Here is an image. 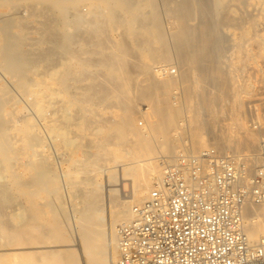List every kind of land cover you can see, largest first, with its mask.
<instances>
[{
	"label": "bare ground",
	"instance_id": "bare-ground-1",
	"mask_svg": "<svg viewBox=\"0 0 264 264\" xmlns=\"http://www.w3.org/2000/svg\"><path fill=\"white\" fill-rule=\"evenodd\" d=\"M16 1H18V3L16 2V4H18L17 6L12 1H10L14 4V7H11V10L14 11L15 9L16 12L14 14L16 15L10 18V20H3L2 26L4 21H6V25L4 29L0 30V33L5 30V33L4 31L3 34L1 33L4 37L0 36L4 39H2L3 41L0 39V57L3 55L0 59V73L4 77H6V75L10 78L14 75L16 77V74L20 73H23L22 76H24V73L27 72L28 69L29 72L31 70H36L34 74L38 71H41V62L45 61L46 58H49L48 56L55 51H53V48H56L55 45L59 47L65 46L66 44L62 43L63 45H60L64 40L58 39V41L57 37L60 35V33L57 34V31H53L56 29L59 31L60 25H63L65 30L69 31L67 33L64 31L59 32H64L67 34L66 37L69 38L66 39L72 43V46L79 44L75 38L73 39V37L81 34L80 27L87 26L89 24L88 22H91V18L92 22H94L93 20L99 19L101 16L106 15L103 18L106 20L108 19V30L110 33H119V37L112 39L110 44L105 40L104 41L106 44L99 43V41L97 43L96 40H99V35L101 36V40L107 35L105 33L103 34L104 36H102L101 33L98 35V32H102L106 27L93 28L95 31L93 34L96 35L97 33L98 37L95 41L93 40L96 42V44L92 42V46L96 48L97 51L95 49L93 50L92 47L91 50L95 51V53L97 52L98 55L99 53L102 54L101 52H104L103 55H100V64L102 65L96 66H99L101 69L104 67V69L106 68L108 71H110L107 73L112 72V75H114L113 78L111 77L114 80H111V78L110 81L108 80L111 85L115 84V86L113 85V95L116 93L117 101L115 98V100H113V98L112 100L113 102L116 101L117 104L120 103L117 108H122V112L121 109L119 110L114 108L115 111L116 109L120 111L119 113L116 112L117 114L114 112L116 114L115 116L117 117L116 119L114 116L116 120L115 124L110 125L107 128L99 126L100 128L98 127L97 135H99L100 138L98 137V139H96L92 144L83 143L84 145L82 146L81 151L84 158L79 164L81 171H78V169L75 171L70 170L69 174L67 172L60 173V178L62 179L61 183L65 185V189L68 188L66 196H69V193L72 189L71 187L73 186L70 185V180L72 179L71 177L69 178V175L72 173V171L74 175L80 174L83 170H88L87 172H90V175L92 172L93 177L91 176L90 180H92V185L95 186L97 191V193H95L94 188L92 189L94 191H92V193L94 195L96 194L95 199L93 196L94 202H92L91 206L83 210L78 209L77 206L71 207V209H69V223H67L65 226L70 233V239L66 240V238L61 235V238L64 237L63 239L66 240L64 241L62 239L61 241H64L63 243L60 241L50 243L46 242L45 244H41L40 242L38 243L42 245L40 248H45L47 251L49 250V252H52V255H60L61 253H64V258H62L64 259V261H62L64 264H113L118 256V229L122 224L134 217V206L142 203V201L147 197L155 180L159 179L161 175V165L159 158H169L174 156L177 152H179V149H181L185 143L188 145L191 153L196 154L200 151L215 149L221 153L231 154V156L235 157L238 162H244L247 166L253 167L260 162L261 155L264 151V120L259 117L258 112V122L260 123L259 130L254 127V124H249V120L244 113L245 105L248 102V100L246 102L245 99L249 98V93H254L253 88L255 87H253V84L250 82L251 78L249 79L248 77V79H246L245 77L242 80L239 78L241 73L239 76L237 73L240 71L243 73L244 70H246L245 68L247 67L246 65L243 66L244 64L250 65L252 63L254 69H256L255 67L257 65L255 66V63L253 62H257L259 60V62L262 61L264 63V0H164V4L167 6L166 12L170 14L169 15L167 13V17L169 15L172 19L171 24L169 23V25H171V31L168 30L171 34L168 36V33L165 32L166 30L163 26L162 16L159 10L160 7L158 6L159 4L157 0ZM83 2L85 4L87 3V5L89 4V7L91 6V14L89 13L90 16L86 15V17H83L84 15H79V11H75L78 10L75 9V7L82 4ZM3 3L5 4V0H3ZM13 4H10V6ZM29 5L31 8L34 5L33 7L35 8H33L34 13L31 15L28 13L30 8ZM70 8H74V11L77 13V15L75 14L76 16H74V11H72L73 14H71L72 12H69L71 11ZM67 12H69V15H73V17H68ZM98 14H100L99 17ZM63 15L67 16L65 17ZM60 16L61 18L64 17L65 20L68 19V22H65L64 20L60 21ZM30 17H34V20L37 22V24L41 25V28L46 25L47 28H42L44 29V32L40 28L41 33L43 32L42 37L45 35V37H49L50 35V37H56L54 40L57 41L55 42H60V44L57 43L54 45L50 41L52 44V46H50L53 47L52 50L50 49V53L48 50H46V48H42L44 52L41 56H36V58L34 55L36 52L32 53L35 50L34 48L37 46L41 48L42 46H40V43L45 44L50 38L45 40V37H38L39 39L37 38L38 40L35 41L36 47L34 43L33 45L28 44L29 46H34V48L29 46L27 47V37H29L28 34L31 33L28 29L29 22L27 19ZM225 33L232 35V44H230L236 48V51H244L243 54L246 52L245 59H241L242 62H235L236 59L238 60V58H235L233 61L234 63L232 62L231 64L229 63V65H224V60L221 57V54L223 55L222 52L225 51L224 53H226V50L233 49L231 45L229 46L231 48L227 47L228 49H226L225 46L229 45L226 43L230 41L228 40L227 42ZM55 34H57V36ZM62 37L64 36H61V38ZM168 37L171 38L170 40L173 42V45L169 43ZM53 38H51V40ZM41 39H43V41H40ZM229 39L231 40V37H229ZM152 41H156L160 46V48L155 52L151 48L153 43ZM88 43L86 42V44ZM171 45L173 48H171ZM78 46L81 47L84 45L81 44ZM40 48L37 47L36 51L40 52ZM61 48L63 47L57 48L56 50L59 52V49ZM64 48L63 54H66V47ZM104 49H109V51H103ZM133 49L135 52L137 51L136 53L134 52L135 55L133 54ZM63 50L61 49L60 51ZM241 51H239V53ZM78 52L79 51L77 49L76 53ZM79 53L76 55L80 56ZM95 53H93V55ZM130 53L133 55V57L130 55ZM236 53L237 52H235V55ZM45 54L47 55L46 58L44 57ZM57 54L59 55V53ZM137 54L140 55V58L138 57L139 55L137 56ZM146 55L149 58H154V56L155 59L159 58V62L156 60L157 63L155 61V64H160V61H164L163 63L167 66H169L171 59L175 57L179 64L185 67L179 72V74L177 73L180 78L183 77L185 79L186 84L184 85L182 94L179 95V93H177L179 96L176 94L177 96H175V101L171 100L170 94L172 92H169L170 90L174 89L173 86L178 76L176 74L172 75L171 73L167 76L163 74H155L153 71L154 69H152V73L149 74V66L145 64V61H143V58L146 57ZM90 56V58L93 57L92 55ZM134 56L139 58L138 60L140 63L138 62L137 64H134L136 61L133 59ZM65 58L69 57L66 55ZM86 58L88 57L86 56ZM90 58L86 61L89 62L90 60V62H93ZM131 58L133 60H131ZM82 59L85 58L82 57ZM220 59L223 60V62H221ZM61 60L62 62L64 61L63 58ZM95 61H97L98 64L100 62L96 59ZM75 62L77 63V61ZM70 63L71 61L68 63V65ZM240 63H243V65L241 66ZM256 64L259 66V63ZM68 65L66 64L64 66L70 68L71 65ZM134 65H136L137 68H141V72L146 75V78L143 81L144 83L140 86H137L138 84L136 83V80L133 81L132 79L135 77V75L134 77H131L132 73L135 71L130 73L132 71L130 68L135 67ZM81 66L83 68L87 67L88 69L90 67L86 62ZM75 67L73 66V68ZM33 68L39 69L37 71V69L33 70ZM127 68L129 69V72L127 71ZM243 68L244 70L242 71ZM101 71H103V69ZM115 74L117 78L115 77ZM97 75L98 74L94 76L97 77ZM22 76L20 77L21 79ZM27 76L28 75L25 77ZM43 76L44 75H42L41 79ZM88 78L93 79L94 77L90 78L88 75ZM241 78H243V76ZM33 79L34 78L31 77L29 80L35 82V88L29 91H33L37 95V97L34 96L35 100H38L37 103H40V100H43L42 96L44 97L48 94H42V92H44V88L42 90L41 87H44V85H41V83H44V81ZM95 80H97V78H95ZM260 80L264 84V70ZM20 81L21 80H19L16 84H19ZM32 82L31 84H28L32 86ZM19 85L21 86L24 84ZM26 86L27 88L30 87L29 85H24L22 87L23 92L25 91L24 87ZM18 89H20V87ZM231 90L234 92V95H232V97L234 96V102H232V104L230 103V108H228L229 106L227 107V105H225V108L224 104L222 105L221 103L228 94V96H230L232 92ZM5 92L4 94H6L8 91L6 93ZM243 93L246 95L249 94L247 95L248 98H245L246 96H244ZM109 94L111 93L109 92ZM2 95L3 94L1 92V96ZM6 95L12 97L10 96L9 92ZM255 95L256 94H254V96L250 95V97L252 98L253 96L255 99ZM95 96H93V98ZM107 96L109 97V95ZM107 96H102L101 98L104 100L105 97L108 98ZM2 97L4 98V96ZM48 98L46 96V99ZM46 99L44 98L43 101ZM255 100L260 101L257 97ZM6 101L8 102L6 103ZM6 101L4 103L8 105L11 102L9 99H6ZM46 102L48 101L46 100ZM142 102L146 103L148 108L145 109L142 105L143 109H140L139 105ZM261 103V105L264 107V102ZM3 104L1 105L0 102V108L3 106ZM219 104L221 105L217 108ZM53 106L55 105L53 104ZM46 107L43 105L42 111L45 110ZM112 107L114 106L112 105ZM46 112L47 110L44 113H41L33 109V112L31 113V116L35 119L38 127L40 128L41 123L46 117ZM139 114H142L143 117H145L148 121L146 128L140 129L135 126V119ZM185 114L187 115L182 121V118ZM221 114H227L229 122H224V120H227L224 119L222 122L223 124H215V118H220L219 115ZM14 116L15 115H13V113L9 112L6 114L2 112L0 116V158L7 160V162L19 164V161L12 160L19 159L21 154L24 152L29 154L28 158L34 156H45V142L44 145L39 143V138L36 136L33 130L35 125H33L30 121L28 122L27 120H22V123L15 122ZM217 126L220 127V131H217ZM36 130L40 129L36 127ZM44 132L48 136L46 130H44ZM186 134H188V138H182V136H185ZM112 135L117 136L118 139H127V141L129 140L130 143L125 141L128 143V145L125 143L127 146L122 144L123 147H120L122 146L120 144L123 143L122 140L118 145V140L114 138L111 139L112 141L114 140V142H112L109 139ZM37 141V144L34 143ZM110 142H112V144L116 143L117 145L113 144V146ZM25 147L29 149V151L27 150L28 152H23V148L25 149ZM39 147H43L44 149ZM93 148L96 149L95 153H92L91 151ZM58 149H55L56 153ZM107 153H114L115 157H113L114 159L116 158V162H119L120 158L122 159L126 156H128L126 158H129V156L132 157H130L129 160L126 159L127 162L123 160L124 163H120L122 161L121 160L118 164L116 163L117 165L114 167L112 164L114 159L111 157V160H109L104 157V155H107ZM100 158L101 162L99 165ZM102 159L112 162L111 168H108L109 165L107 166V164L110 163H104V160L102 161ZM30 162L32 161L29 160L26 162V164L28 165ZM101 163H104L106 167L100 168L101 166H104V164L102 165ZM112 167H114L115 170ZM42 169L37 170L43 172L44 170ZM109 169H112V171H109ZM100 173L104 174L103 185L100 184V182H98L99 179H97V177H100L98 175ZM67 177L69 180H67ZM128 180H132L133 182V189L131 191L133 194L130 196L131 199L128 198L120 201L117 198L122 196L116 197V193H119L118 187L124 186L125 181ZM100 192H103L104 195ZM3 194L2 196H4ZM70 194L72 195V193ZM121 199H123V197ZM244 215L247 225V233L250 239L253 242H258L264 237V206H258L249 202L244 207ZM40 227L37 226L36 228L38 229ZM9 229L10 228H7L4 225H0V236L3 232H8ZM11 230L14 231V229ZM7 245H0V252L3 250V252L0 253V257L8 254V252H6L7 250L10 251L7 248ZM27 247L30 248L29 246ZM18 248L22 249V247ZM1 259L2 258H0V260Z\"/></svg>",
	"mask_w": 264,
	"mask_h": 264
},
{
	"label": "rangeland",
	"instance_id": "rangeland-1",
	"mask_svg": "<svg viewBox=\"0 0 264 264\" xmlns=\"http://www.w3.org/2000/svg\"><path fill=\"white\" fill-rule=\"evenodd\" d=\"M10 1H12L16 6L18 5V4H16V2L18 3V1H16V0H15V2H14V0H5V4L3 3V0H0V5H1L0 6V20L2 21V22L0 21V26L2 27V28L0 27V30L5 28L7 20H10V18H12L16 15V14H14L16 12V10L14 8H13L14 11L11 10L12 9L11 7H14V4ZM157 1L159 4L158 6L160 7L159 10H160V13L162 16L163 26H164V29L166 30L165 32L168 33L167 34V36H168L171 34V33H169L171 31V29H170L171 25H169V23L171 24L172 19L169 16L170 14L168 12H166L167 6L164 4V0H157ZM10 4H13V5L10 6ZM33 6L31 8L29 5L30 8H29L28 13L30 15L32 13H34L35 8ZM78 6H77L78 8L75 6L74 7H75V9H78L75 11L76 12L79 11L78 12L79 15H82V16L84 15L83 17H86V15L90 16L89 13L91 11L90 10L91 6L89 7V4L87 5V3L85 4L83 2L82 4H80ZM70 10L71 11H69V10L68 11L71 13L72 11H74V8L73 9L70 8ZM75 11H74V16L77 15V13ZM69 12H67L68 17H73V15H71V14H73V12L70 15H69ZM167 13L169 14L168 17H167ZM101 15H103V14H101ZM61 16L59 17L60 21L64 20L65 22L66 21L68 22V19L65 20L64 17H62V18H64V19H62ZM63 16H65V15H63ZM94 16H97V15H94ZM99 16H100V14H98V17ZM105 16L106 15H103V16H101V18L95 19L96 21L93 20L94 22H92V18H91V22H88V23L89 24L92 23V24H90V25L88 24L87 26L80 27L81 34L76 35L75 37H73V39L75 38V40L78 41V43H79L78 45H81V44L84 45L81 47L78 45L72 46V43H70V41L67 40L69 37H66L67 34L64 33V32L67 33L69 31H66L65 27L63 25H60L59 31H64L63 33L59 32L57 29L53 30V31H55V32L57 31L56 32L57 34L60 33L61 36H64L61 38V36L59 35L57 37V40L58 39L64 40L65 42L62 41L60 44V42H55L57 40H54L56 38L54 35L53 36L55 38H53L52 36L50 37V35H49V37H45L46 36L45 35V36H43V37H45V40H48L49 38L50 39L45 44L40 43V46H42L41 48L39 46H37L38 48H40L39 51L41 52V54H40V52L36 51L37 47H36L35 41L38 40L39 38H43L42 33L44 32L43 31L44 29H42V28H44V27L47 28V27L45 25L44 27L41 28V25L37 24V22L34 20V17L28 18L27 19L29 22L28 29H29V32H31V33L28 34V36H29V37H27L28 43L26 45L28 47L29 45H31V44L33 45V43H34L36 48H34V46L33 47L29 46V47H32L35 49V50L33 49L34 51L32 50L33 51L32 53H35V52L39 53V54L38 53L34 54L35 58H36V56L42 55V53L44 52V50L42 48H46V50H48L50 53V49L52 50V48H53V47H51L52 46L51 42L54 45L57 43L60 45H63L66 43L65 46H59L58 45L59 47H57V45H55L56 48L55 47L53 48V51L54 50L55 51L52 52L48 56L49 58H46L47 57L46 54H49V53H46L44 56L46 58V60L41 62V66H40L41 71H38L39 68L38 69L35 68L38 71L35 74H34V72L36 70L34 68H33V70H35V71L31 70L29 72V69H28V71L24 73V76H22L23 73L22 74L21 73L16 74L18 76V78H17V76L15 77V75L12 76L11 78L7 75H6V77H4L0 73V96H1V92L3 94L2 96H4V98L2 96L0 97L1 105L6 101V99L11 100L10 104H12V105H10V104L8 105V104H6L8 101H6V103H4L3 106H1V108H0V116H1L2 112L4 114L9 112V113H13V115H15L14 116L15 122H18V123L21 122L22 123V120H27L28 122L30 121L33 125H35L33 130H34L36 136L39 138V143L44 145V142H45V150H44L45 156H42V157L41 156H34L31 158H28L29 154L25 153L24 151L28 152L29 149L27 147H25V149L23 148L24 153L21 154V157L19 159L12 160V161H19L20 162L19 164L13 163V162H7V160L0 158V196H1L0 197V225H4L7 228H10L8 230L9 233L3 232L0 236V245L9 244V245H7L8 246L7 248L10 250V251H8V250L6 251V252H8V254H5L2 257H0V258H2L0 260L1 261L0 264H62V263L64 264V262H62V261H64V259H62V258H64V255H65L64 253H61L63 255H61L59 253L61 256L58 254L52 255L51 254L52 252H49V250L47 251L45 248L44 249L40 248V246H42L41 245L42 243L45 244L46 242L50 243V242L60 241L63 243L64 241L70 239V237H69L70 233L68 232V229L65 226L67 223H69V220H68V216H69V212H70L69 209H71V207L77 206L78 209L83 210V209H86L89 206H91L92 202H94L93 196L95 199L96 194L94 195L92 193V191H93L92 189L94 188L95 193H97V191L95 189V186L92 185L93 184L92 180H90L91 176L93 175L92 172L90 175V172H87L88 170L87 171L83 170L80 174L74 175L73 171H72V173L70 174L71 176L69 175V178L71 177V179H72V180H70L71 181L70 185H73L71 187L72 192L70 191V193H72V195L69 193V196H66V192L68 191V188L65 189V185H63V183H61L62 179L60 178V173L67 172L69 174L70 170L75 171L78 169H79L78 171H81L79 164L82 162V160L84 158L83 153L81 151L82 146L85 143L86 144H92L95 142L96 139H98V137L100 138V136L97 135L98 127L100 126V127L107 128L110 125L115 124V122H116V120H115L116 116L115 115L120 112L119 111L120 109L122 112V108H117L120 105V103L119 102H118L119 104L116 103V101H117L116 93H114L115 95H113V92H114L113 91V85L115 86V84L111 85V83H109L110 78L111 77L113 78L114 75H112V72L107 73L110 71H108L106 68H105L106 69L105 70L104 67H102L103 71H101L102 69L99 66H96V65H102V64H100L101 63V61H100L101 56L100 55H103L104 52H101L102 54L99 53V55H98L97 52L95 53V51L91 50L92 48H93V50L94 49L96 50V48H94L92 46V42L96 44V42H94V41L96 40V38L98 37V35L100 33L102 34V36H104L103 35L104 33L107 35L104 36V38L102 37L103 42L100 38L101 36L99 35V37H98L99 40H96L97 43L99 41V43L106 44V42L108 41L110 44V41H112V39H116L117 37H119V33H116V32L110 33V31L108 30V28H109V26H108L109 23L107 21L108 19L106 20L105 18H103ZM91 17H92V15H91ZM39 19H42V18H39ZM3 20H6V21H4V24H3L4 27L2 26ZM69 20H71V19H69ZM104 23H106V24H104ZM48 24H47V26H48ZM36 27H37V29H36ZM98 27L99 28H101V27L105 28L106 27V28H105V30H103L104 32L102 30H100L102 32L97 31L98 35H97V33H96V35L93 34L95 32L94 29L98 28ZM40 28L43 31L42 33H41ZM90 29H91V31H90ZM168 30H170V31H168ZM3 31L5 33V30H3ZM3 31L1 32L2 34H3ZM1 33H0V36H3ZM228 33H230V32H228ZM228 33H225L226 36L225 35L224 36H225V38L227 37L226 38L227 42H228V40L230 42L226 43L229 45L225 46V47H226V49L232 47L234 50L233 49H229V50L225 49L227 54L224 53L225 51L222 52L223 55L226 56L225 57L221 54V57L224 60L225 66L229 65V63L231 64L235 60V58H238V60L236 59L235 62H238V61L242 62L241 59L244 60L245 54H246V52H245V54H243L244 51H241V50L236 51L235 50L236 48L233 47V45H231L232 44L231 43L232 35L231 34L228 35ZM57 34H55V35L57 36ZM81 37H83V38H81ZM169 37H168L169 43L173 45V42L170 40L171 38H169ZM229 37H231V40L229 39ZM51 38H53L52 40H54V41H52ZM0 39H1V41L4 40L2 37H0ZM40 41H43V39H41ZM67 41H69V42H67ZM48 42H50V43L47 44ZM86 42L87 43L89 42V43L86 44ZM152 42L153 43L151 45V48L155 52L160 48V46L156 41H152ZM172 45H171V48H173ZM230 45H231V47H229ZM47 46H48V48H47ZM60 47H63V48L66 47V54L64 53L65 55L63 54L65 48H64V50H63V48H61L63 51H60L61 49H59V52L56 50L57 48H60ZM75 49L76 50L78 49V51L80 52V53L78 52L80 56L76 55L78 53H76ZM106 50L104 49L103 51H106ZM232 50L234 51V53ZM74 51L76 54L74 53ZM107 51H109V49ZM239 51H241L242 54H241V52L239 53ZM92 52L95 53L96 55L94 54L95 55L94 56ZM134 52L135 51L133 49V54L135 55V53L137 51L135 53ZM231 52H232V55H231ZM235 52H237L236 55H235ZM57 53H59V55ZM85 54L88 58H86ZM88 54H89V56L92 55L93 59L90 58L91 56L89 57ZM237 54H238V56H237ZM34 55H32V56H34ZM66 55L70 59L65 58ZM130 55H131V53H130ZM138 55L139 54H137V56ZM97 56H99V57H97ZM131 56L133 57V55H131ZM137 56H134V58H133L136 60L134 64H137L139 62L138 59L140 58V55L138 56L139 58ZM1 57H0V59H1ZM82 57L85 59H82ZM62 58L64 60L63 62L61 60ZM89 58L93 62H90V60H89V62H87L86 60ZM94 58L96 60L100 61V62L98 61L99 64L97 63V61H95ZM133 59L131 58V60H133ZM153 59H155V56H154V58H149L146 55V57L143 58V61L146 62L145 64H147L149 66L148 67L149 68L148 69L149 74L152 73V69L156 65L155 61L156 60L158 61L159 58H157L155 60H153ZM140 60H142V59H140ZM223 60H221V62H223ZM70 61H71V63L68 65V63ZM75 61H77V63ZM84 61L87 64H89V66H90L89 69L87 67L83 68L81 66V65H84V63H85ZM157 61H156V63H157ZM80 62H81V64H80ZM163 62L164 61H160V63H163ZM90 63H92V64H90ZM253 63H255V66L257 65L255 68L258 71L256 69H254L252 63L251 64L248 63L250 65H247V64L243 65V63L242 64L240 63L241 66L246 65V67L248 69L245 68L246 70H244V68H243L242 69V71L244 70L243 73L241 71L238 73L236 72V73L238 76L241 73L239 78L242 80L245 77H246V79H248V77H249V79L251 78L250 82L253 84L252 86L255 88L252 87L254 93L252 92L253 94H251V93H249V94L253 95V96H254V94H256L255 96L258 98V100H260L261 102H264V100H262V99H264V84L260 80L261 75H262L263 70H264V63L262 61L259 62V60L257 62H253ZM256 63H259V66ZM66 64L68 66L71 65L72 68H71V66H70V68L65 67L64 65H66ZM78 64H80V65H78ZM93 64H95V65H93ZM91 65H93V66H91ZM169 65L175 67V70L177 71L176 75L178 76V77L176 76L177 80L173 86L174 91L170 90V92H169V93L172 92L170 94L171 100L175 101V96L178 95L177 93H179V95L182 94V90L184 88V85L186 84L185 79L183 77L180 78L178 75L179 72L181 70H183L185 67L181 66L175 57H173L171 59ZM73 66L74 67L76 66V67L73 68ZM94 66H96V67H94ZM134 66L136 68L135 67H132L133 69L130 68L132 70L130 73L135 71L134 73H132L131 77H134V75H135V77H134L135 79L134 78H132V79H133V81L136 80V83L138 84V85L136 84L137 86H140L141 84L144 83L143 81L145 80L146 75L143 74V72H141V68H137L136 65H134ZM42 68H44V69H42ZM85 68H87V69H85ZM99 70H100V72H99ZM128 70L129 69L127 68V71ZM31 72H33V73H31ZM248 73H249V76H248ZM25 74L28 76L25 77L26 76ZM39 74L44 75L42 79H41L42 75H39ZM96 74H98L97 77H95ZM88 75L90 76V78L91 77L92 78L94 77V78L89 79ZM109 75H110V77H109ZM21 76H22V79L24 81L20 78ZM153 76H154V73H153ZM242 76H243V78H241ZM31 77L34 78L33 80H40V81L43 80L44 83L46 81L45 84L41 83V82L40 83H41V85H44V87L42 86L41 88H42V90L44 88L45 93L42 92V90H41L42 94H44V95L48 94L46 96H47V98L49 97L48 99H46V96H44V97L42 96V99L44 100V98H45L48 102H46V100L45 101L40 100V103H37L38 100H35V97H34V96L37 97V95L33 91H29V90H32L35 88V86H34L35 82L34 81L32 82V80H29V79H31ZM39 77H40V79H39ZM44 77H45V79H44ZM115 77H116V74H115ZM95 78H97V80H95ZM112 78H111V80H114ZM19 80H21L19 82V84L29 85L30 87L29 86H28L29 88H27V86L24 87L25 91L23 92L22 87L24 85L20 86L19 84H16V83H18ZM22 81H23V83H22ZM27 81H30V82H27ZM31 82L33 83L32 86L30 85ZM93 82L95 85L93 84ZM25 83H27V84H25ZM28 83H30V84H28ZM99 83H100V85H99ZM17 85H18V87H17ZM94 86H96V87H94ZM134 86H135V83H134ZM19 87H20V89H18ZM45 89H46V91H45ZM85 89H87V90H85ZM4 90L5 91L7 90L9 92L10 96H12V97H9L8 95H6L8 92L6 91L7 92L6 93ZM108 90H110V91H108ZM4 92L6 94H4ZM109 92L111 94H109ZM232 92L230 94L231 97L228 96L229 95L228 94L223 101L224 103L223 102L221 103L222 105L224 104L225 108H226L225 105H227V107H228L229 105L231 106L232 102H234V99H233L234 96L232 97V95H234V92L233 93ZM97 93H99L100 95ZM243 94H244V96H246L245 98H248L247 95H249V94H247V95L245 93H243ZM40 95H41V93H40ZM107 95H109V97ZM250 95H249L248 99L244 98L246 100V102H247V100L249 102V99L251 98ZM5 96H6V98H5ZM93 96H95V97L93 98ZM102 96H107L108 98L105 97V99L103 100V98H101ZM253 96L250 99V102L246 103L244 113L249 120V124H254V127L257 130H259L260 123L258 122V112H259V117L262 120H264V107H263V105H261L262 103L260 101L255 100L256 97L254 99ZM172 97H173V99H172ZM10 98H12V99H10ZM112 98H113V100L116 99V101H114L116 103V105L113 102ZM253 99H254V102H253ZM2 101H3V103H2ZM227 102H229V103H227ZM53 104L55 106H53ZM221 104H219V106H217V108L220 107ZM43 105L45 107L47 106L46 109L44 108L45 110H43L44 112L47 110V112H46V117H45L44 121L41 123V128H40V127H38L35 119L31 116V113L33 112V109L37 110L41 113H44L42 111ZM112 105L114 107H112ZM142 105L144 106L145 109L148 108V105L146 103L142 102L139 105L140 109L141 108L143 109ZM230 106L228 108H230ZM111 107H112V110H111ZM114 108H117L119 110L116 109V111H115ZM114 112L115 113L117 112V113L115 114ZM141 115L142 114H139L137 116V118L135 119V126L140 128V129H143V128L147 127L148 121L146 120L145 117H143V115L142 116ZM186 115L187 114H185L183 116L182 121H183V119H185ZM221 115H223V114H221ZM221 115H219L220 118H218L219 116L217 117L218 119L215 118V121H216L215 124L216 123H218V125L223 124L222 122L224 119H227V120H224V122H227V121L229 122L227 114H224L223 116H221ZM226 115H227V117H226ZM116 119H117V117H116ZM0 122H1V119H0ZM36 127L39 128L40 130H36ZM217 127H218L217 131H220V127L219 126H217ZM95 129H96V131H95ZM44 130H46L48 136L45 134ZM110 137H111V138H109L110 140L114 139V138L116 140H118L119 141L117 143L118 145H119V143H121V140L123 143H121L120 145L123 144L125 146L126 145L125 143L129 142V140L127 141V139L124 140V139L119 138L120 139L119 140L117 138V136L112 135ZM182 138H188V134H186L185 136L183 135ZM125 141H127V142H125ZM112 142H114V140ZM112 142H110V143L112 144ZM34 143L37 144L38 141L34 142ZM113 144L115 145L116 143H113ZM123 145L120 147H123ZM127 145H128V143H127ZM39 148L42 149L43 147H39ZM56 148L57 149L59 148L58 149L59 151L57 150V153L55 151ZM91 151H92V153H95L96 149L93 148ZM44 153H43V155H44ZM63 154H65V155H63ZM113 156L115 157L114 153H112V154L107 153V155L106 154L104 155V157L106 159H109V160H111V157L114 159ZM104 157H102V158H104ZM126 157H128V156H126ZM126 157L122 158V159L120 158V161L124 160L125 162H127V160H129L130 157H132V156H129V158H126ZM29 160H31L32 162L29 163L30 165L29 164L27 165L26 162ZM103 160L104 159H102V161ZM105 160L103 161L104 163L109 162V160L108 161L107 160L105 161ZM122 161L120 163H124V161L123 162ZM100 162H101V158L99 161V165H100ZM112 162H109L110 164H107V166L109 165L108 168H111L112 164L115 167L119 163V162H116V158ZM114 162H115V164H114ZM43 163H45V164H43ZM104 163H101V164L103 165ZM96 166H98V165H96ZM104 167H106L105 164L103 167L101 166L100 168H104ZM114 167H112V168H114ZM37 169H39V170L42 169L47 174L44 171L42 172V171H39ZM110 170L112 171V169H109V171ZM114 170H115V168H114ZM39 172H42V173H39ZM100 174H98L100 177L99 178L97 177V179H99L98 182H100V184L103 185L104 184V177H103L104 174H101L102 177ZM88 177H90V178H88ZM69 178L67 177V180H69ZM87 178H88V180L86 181ZM101 179H102V181H101ZM131 182H132V180L125 181L124 186L118 187L119 193L118 192L116 193V197L117 196L123 197V199H121L122 197L117 198L118 200L121 201V200H125L128 198L131 199L130 196L133 194V192H131L133 189V186H132L133 182L132 183ZM103 192L102 193L100 192V193L104 195ZM1 193L2 194L4 193L3 194L4 196H2ZM35 226L36 227L41 226V227L37 229ZM13 227H15V228H13ZM11 229H14V231H12ZM14 234L17 236H15ZM19 234H20V236H19ZM61 235L64 236L66 238V240L63 239L64 237L61 238L62 237ZM62 239L64 241H61ZM39 242L41 244H38ZM17 244H20V245H17ZM25 246L26 247L29 246L30 248H28V247L26 248ZM18 247H22V249H19ZM61 249H62V247H61ZM1 252H3V250Z\"/></svg>",
	"mask_w": 264,
	"mask_h": 264
},
{
	"label": "built area",
	"instance_id": "built-area-1",
	"mask_svg": "<svg viewBox=\"0 0 264 264\" xmlns=\"http://www.w3.org/2000/svg\"><path fill=\"white\" fill-rule=\"evenodd\" d=\"M153 69L176 74L164 63ZM159 161V179L118 229L113 264H264V237L250 239L244 215L249 202L264 206V151L251 167L185 143Z\"/></svg>",
	"mask_w": 264,
	"mask_h": 264
}]
</instances>
